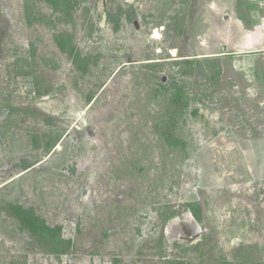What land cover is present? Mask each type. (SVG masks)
I'll use <instances>...</instances> for the list:
<instances>
[{
  "label": "rangeland",
  "instance_id": "rangeland-1",
  "mask_svg": "<svg viewBox=\"0 0 264 264\" xmlns=\"http://www.w3.org/2000/svg\"><path fill=\"white\" fill-rule=\"evenodd\" d=\"M263 24L264 0H0V264H264Z\"/></svg>",
  "mask_w": 264,
  "mask_h": 264
},
{
  "label": "trees",
  "instance_id": "trees-1",
  "mask_svg": "<svg viewBox=\"0 0 264 264\" xmlns=\"http://www.w3.org/2000/svg\"><path fill=\"white\" fill-rule=\"evenodd\" d=\"M50 86L51 85L49 84V82L46 81L45 86H43L42 88L40 86L38 87V91H37L38 94H42L41 91L44 90V87L45 88L47 87V89H49ZM12 208H13L15 216L17 215L24 225L30 227V229H33V236L35 237V239L44 237L47 233L51 231L44 226L45 222H43V220L40 219L38 216L25 212L21 210L20 208H17V209L14 207Z\"/></svg>",
  "mask_w": 264,
  "mask_h": 264
},
{
  "label": "crops",
  "instance_id": "crops-1",
  "mask_svg": "<svg viewBox=\"0 0 264 264\" xmlns=\"http://www.w3.org/2000/svg\"><path fill=\"white\" fill-rule=\"evenodd\" d=\"M260 27H264V24L263 25H261ZM257 28H259V26L258 27H256V29ZM258 33V32H257ZM249 37V36H248ZM254 43L255 42V46H257V45H260L261 43H263V33H261V34H258L257 36H255L254 38H252V39H249L248 40V43ZM251 45V44H250Z\"/></svg>",
  "mask_w": 264,
  "mask_h": 264
}]
</instances>
